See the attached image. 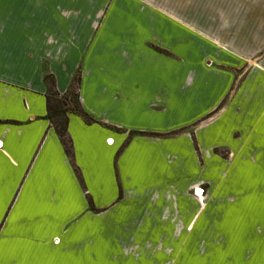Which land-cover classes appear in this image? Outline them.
<instances>
[{
    "label": "crops",
    "instance_id": "obj_1",
    "mask_svg": "<svg viewBox=\"0 0 264 264\" xmlns=\"http://www.w3.org/2000/svg\"><path fill=\"white\" fill-rule=\"evenodd\" d=\"M169 1L0 0V264H264V0Z\"/></svg>",
    "mask_w": 264,
    "mask_h": 264
},
{
    "label": "trees",
    "instance_id": "obj_2",
    "mask_svg": "<svg viewBox=\"0 0 264 264\" xmlns=\"http://www.w3.org/2000/svg\"><path fill=\"white\" fill-rule=\"evenodd\" d=\"M44 82L47 86L46 92V105H47V118L57 134L66 156L71 158V145L67 137V113L72 111L82 117L85 123H90L89 118L81 110L77 100V87L79 78L76 76L73 79L70 93L67 97H59L54 89V82L51 77L46 76Z\"/></svg>",
    "mask_w": 264,
    "mask_h": 264
},
{
    "label": "rangeland",
    "instance_id": "obj_3",
    "mask_svg": "<svg viewBox=\"0 0 264 264\" xmlns=\"http://www.w3.org/2000/svg\"><path fill=\"white\" fill-rule=\"evenodd\" d=\"M155 2H158V3L160 4V3H161V0H159V1H156V0H155ZM177 3H178V0H170V1H169V6H170L171 8H177ZM187 19H192V17H187ZM220 154H223V153H220ZM222 156L225 157L224 154H223ZM197 190H199V189H195V191H197ZM193 195H194L196 198H200V196H198V195L196 194V192H193Z\"/></svg>",
    "mask_w": 264,
    "mask_h": 264
},
{
    "label": "bare ground",
    "instance_id": "obj_4",
    "mask_svg": "<svg viewBox=\"0 0 264 264\" xmlns=\"http://www.w3.org/2000/svg\"><path fill=\"white\" fill-rule=\"evenodd\" d=\"M196 194H197L198 196H200V195H202V192H201L200 190H197Z\"/></svg>",
    "mask_w": 264,
    "mask_h": 264
},
{
    "label": "built area",
    "instance_id": "obj_5",
    "mask_svg": "<svg viewBox=\"0 0 264 264\" xmlns=\"http://www.w3.org/2000/svg\"><path fill=\"white\" fill-rule=\"evenodd\" d=\"M107 142H108V144H111V143H112V141H111V140H108Z\"/></svg>",
    "mask_w": 264,
    "mask_h": 264
}]
</instances>
